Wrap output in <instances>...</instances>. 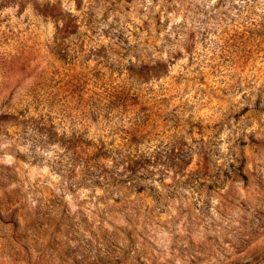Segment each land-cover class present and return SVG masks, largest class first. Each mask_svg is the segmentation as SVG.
<instances>
[{
	"label": "rangeland",
	"instance_id": "374dc122",
	"mask_svg": "<svg viewBox=\"0 0 264 264\" xmlns=\"http://www.w3.org/2000/svg\"><path fill=\"white\" fill-rule=\"evenodd\" d=\"M0 264H264V0H0Z\"/></svg>",
	"mask_w": 264,
	"mask_h": 264
}]
</instances>
